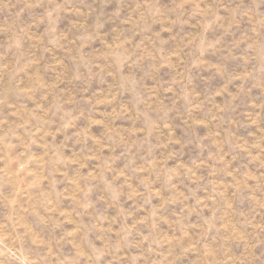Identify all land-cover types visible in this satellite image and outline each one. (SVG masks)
I'll use <instances>...</instances> for the list:
<instances>
[{"label":"rangeland","instance_id":"374dc122","mask_svg":"<svg viewBox=\"0 0 264 264\" xmlns=\"http://www.w3.org/2000/svg\"><path fill=\"white\" fill-rule=\"evenodd\" d=\"M0 264H264V0H0Z\"/></svg>","mask_w":264,"mask_h":264}]
</instances>
